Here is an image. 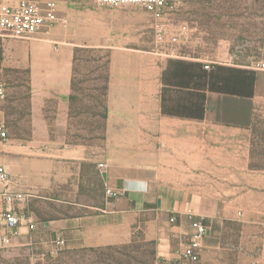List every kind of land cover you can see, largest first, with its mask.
I'll use <instances>...</instances> for the list:
<instances>
[{
	"label": "crops",
	"instance_id": "1",
	"mask_svg": "<svg viewBox=\"0 0 264 264\" xmlns=\"http://www.w3.org/2000/svg\"><path fill=\"white\" fill-rule=\"evenodd\" d=\"M101 12L94 45L68 40V20L32 38L0 39L5 50L22 52L14 64L28 87L11 97L2 81L0 122L9 137L0 142V165L9 182H0V216L6 190L28 200L16 208L21 224L0 234L19 246L58 247L64 240V247L90 248L118 241L122 231H141L151 236L158 264H179L200 221L208 229L200 264H228L225 227L241 222L235 206L255 189L243 180L212 194L210 175L264 176V168L251 166L264 74L257 62L210 55V8L205 26L183 19V9L165 10V44L152 38L149 14L138 13L136 21L132 10ZM76 49H93L96 69L105 71L104 104L83 110L74 104L76 64L83 60ZM23 97L24 110L17 106ZM234 159L246 164L231 167ZM106 188L126 193L108 199Z\"/></svg>",
	"mask_w": 264,
	"mask_h": 264
},
{
	"label": "rangeland",
	"instance_id": "2",
	"mask_svg": "<svg viewBox=\"0 0 264 264\" xmlns=\"http://www.w3.org/2000/svg\"><path fill=\"white\" fill-rule=\"evenodd\" d=\"M45 1V0H36ZM59 4V17L68 20V33L71 42L94 45V24L96 15L101 11L128 9L148 17L150 32L155 41V27L161 22L156 13L143 5L99 6L96 0H53ZM166 9H183L182 18L199 21L205 26L207 9L210 8V55L219 57L221 61L245 62L251 65L264 60V0H166ZM101 12V13H102ZM105 18V16H104ZM71 20V22H70ZM65 29L56 30L58 40H63ZM218 43H221L219 55ZM14 44V42L12 43ZM217 46V47H216ZM76 55L83 57L76 64L74 91L77 96L74 104L81 105L82 110L95 102H105L106 75L105 71L94 64L93 49H76ZM205 51V48H203ZM23 51V50H22ZM20 49L11 47L5 50L0 42V81L7 83L12 89L11 97L20 98L27 93L28 87L24 79L26 75H18L15 61L21 56ZM25 54V52L23 53ZM27 55V54H26ZM100 55V54H99ZM100 67V66H99ZM99 69V70H98ZM7 99V98H6ZM14 100V99H13ZM17 103L19 108H26L24 97ZM12 102V99L10 100ZM86 116L90 113L87 110ZM92 114V113H91ZM257 133V144L251 166L264 168V114ZM231 140L239 141L240 137L231 136ZM246 164L243 160H232L231 167ZM204 180L205 178L199 177ZM243 180L255 191L242 195L241 202L235 206L237 218L241 222H230L225 227L224 247L227 249L228 264H264V176L220 177L210 175V185H214L212 194L233 184H241ZM240 181V182H239ZM238 194V193H236ZM225 201L229 198L226 196ZM3 226L0 224V230ZM0 264H158L156 248L151 236L141 231L125 230L120 232L119 240L101 247L90 248H49L37 246L3 247L0 243Z\"/></svg>",
	"mask_w": 264,
	"mask_h": 264
},
{
	"label": "built area",
	"instance_id": "3",
	"mask_svg": "<svg viewBox=\"0 0 264 264\" xmlns=\"http://www.w3.org/2000/svg\"><path fill=\"white\" fill-rule=\"evenodd\" d=\"M99 6H120V5H143L149 11L156 13L160 18L166 9V0H96ZM174 9V8H171ZM59 4L53 0H0V39H28L43 32H49L58 24H66L65 19L59 17ZM159 18V19H160ZM170 31L164 22H159L155 27V41L158 44H165ZM209 69L210 66L206 65ZM255 69L264 74V60L256 63ZM7 98V85L0 82V102ZM8 131L0 122V142L6 144L8 141ZM101 169L105 165H100ZM0 182L7 184L9 175L4 166L0 165ZM125 191L106 188L105 195L108 199H119L125 195ZM5 210L0 216L3 229L15 230L22 221L17 215L18 205L25 204L28 196L24 193H14L6 190L3 193ZM172 222L175 219H171ZM193 234L189 242L180 251L179 264H200L201 249L203 241L207 236L208 229L200 221L192 224ZM14 237V235H13ZM0 243L3 247L13 245L12 236L0 234ZM59 247L65 246V241L58 242Z\"/></svg>",
	"mask_w": 264,
	"mask_h": 264
},
{
	"label": "trees",
	"instance_id": "4",
	"mask_svg": "<svg viewBox=\"0 0 264 264\" xmlns=\"http://www.w3.org/2000/svg\"><path fill=\"white\" fill-rule=\"evenodd\" d=\"M211 74H212V73H211ZM233 92H236V93H241V92H239V91H235V90H234Z\"/></svg>",
	"mask_w": 264,
	"mask_h": 264
}]
</instances>
